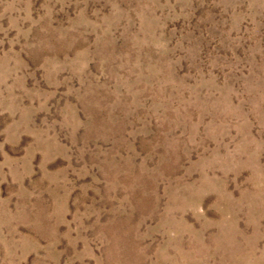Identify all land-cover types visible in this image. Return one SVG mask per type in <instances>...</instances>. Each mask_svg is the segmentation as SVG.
Returning <instances> with one entry per match:
<instances>
[{
  "label": "rangeland",
  "instance_id": "obj_1",
  "mask_svg": "<svg viewBox=\"0 0 264 264\" xmlns=\"http://www.w3.org/2000/svg\"><path fill=\"white\" fill-rule=\"evenodd\" d=\"M0 264H264V0H0Z\"/></svg>",
  "mask_w": 264,
  "mask_h": 264
}]
</instances>
